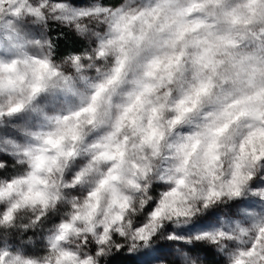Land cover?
Returning a JSON list of instances; mask_svg holds the SVG:
<instances>
[{
	"label": "clouds",
	"instance_id": "1",
	"mask_svg": "<svg viewBox=\"0 0 264 264\" xmlns=\"http://www.w3.org/2000/svg\"><path fill=\"white\" fill-rule=\"evenodd\" d=\"M0 264H264V0H0Z\"/></svg>",
	"mask_w": 264,
	"mask_h": 264
}]
</instances>
